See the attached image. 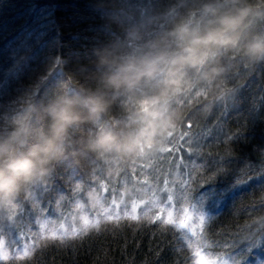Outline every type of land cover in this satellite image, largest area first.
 Instances as JSON below:
<instances>
[{
  "label": "trees",
  "instance_id": "1",
  "mask_svg": "<svg viewBox=\"0 0 264 264\" xmlns=\"http://www.w3.org/2000/svg\"><path fill=\"white\" fill-rule=\"evenodd\" d=\"M169 2L131 0L136 6L150 3L157 8ZM94 4L95 0H0V106H10L33 87L43 96L58 82H74L78 64L85 62L94 45L108 39ZM22 57L27 60L17 67ZM232 87L237 89L235 97L207 117L199 113V101L192 108L183 106L185 120L168 141L171 151L158 155L168 169L157 176L146 167L158 164L157 159L116 169L111 176L107 175L111 164L105 161L79 165L69 161L38 184L42 187L26 189L0 219V240L7 241L10 252L13 247L34 251L6 264H192L191 249L180 239L182 230L172 225L160 228L158 222L122 219L102 223L99 231L89 229L83 236L50 238V230L63 222L71 231L72 225L79 228L81 216L99 217L109 207L105 200L119 201L125 190L132 196L123 204L141 200L140 213L148 208V215L158 214L160 208L150 207L151 194L156 192L158 203H163L168 193L162 189L178 190L185 181L192 199L230 189L222 214L204 226V233L196 227L197 237L206 234L210 256L229 264H264V256L256 255L264 248V228L259 227L264 223V65L251 74L238 69ZM119 115L114 110L112 118ZM98 182L108 187L100 205L86 194ZM249 237L259 242L250 244Z\"/></svg>",
  "mask_w": 264,
  "mask_h": 264
},
{
  "label": "clouds",
  "instance_id": "2",
  "mask_svg": "<svg viewBox=\"0 0 264 264\" xmlns=\"http://www.w3.org/2000/svg\"><path fill=\"white\" fill-rule=\"evenodd\" d=\"M94 9L108 39L78 64L74 82L43 96L33 87L0 106V219L69 161H105L111 176L158 156L179 132L184 105L201 102L207 117L235 97L238 69L264 65V0H170L163 8L95 0Z\"/></svg>",
  "mask_w": 264,
  "mask_h": 264
},
{
  "label": "snow or ice",
  "instance_id": "3",
  "mask_svg": "<svg viewBox=\"0 0 264 264\" xmlns=\"http://www.w3.org/2000/svg\"><path fill=\"white\" fill-rule=\"evenodd\" d=\"M190 127V125H189ZM171 148L167 146V149L163 152H169ZM153 160L157 159L156 157L152 158ZM163 159V157H159ZM186 181L180 184L181 190H176L175 187H165L162 191L167 192L165 199V204L161 206L158 203V194L153 192L152 199L150 202L151 208H160V211L164 215L153 213L148 215V208H145L139 215L137 214V207L139 206L135 200L130 202V205H125L123 210L120 209V204L124 201L119 196V203L117 199L113 198L110 201L105 200L104 192L108 191L106 184L98 182L97 186L91 187L86 194L90 192L96 193L98 200L97 205L101 204L102 200H105V203L109 204V207L103 208V212L99 217L93 214L92 218L89 219L87 216L80 217V226L79 228H73L71 231H62L60 234H57L55 230H50V238L52 240H61L63 241L66 238H74L76 236L85 235L89 229H96L99 231L102 223L112 222L119 223L122 219H127L131 221H147L149 223L158 222L160 228H164L165 225H173L175 230L180 231V239L182 242H185L187 247L191 249L190 259L192 264H215L213 260H206L205 255L202 253L201 249H207L209 247L206 241V234L200 235L197 237V233L194 231V225L189 223L195 216V226L199 227L200 232L204 233V226L215 219L216 216L222 214L224 211V205L226 204L225 196L230 191L229 188H223L217 193L215 190H212L210 193H202L200 196L192 199L190 195V188L186 187ZM36 187H42V185H34ZM130 192V191H129ZM113 197L116 196L115 191L112 193ZM88 196V195H87ZM178 201L180 207H175L173 205V200ZM209 202L207 210H205V202ZM189 208L191 211H189ZM165 209H169L165 211ZM173 209L175 210V218L173 217ZM44 225L41 227L40 239H43ZM3 235V232L0 231V236ZM254 235V233H253ZM193 237H197L196 240H193ZM262 238H264V233H262ZM251 239V237H249ZM257 243L259 240L256 241ZM31 251H34L31 247H21L20 249H15L13 247L12 251H9V247H6L0 244V264H6L7 261L11 260L15 262L18 259H22L30 255ZM242 251H246L242 250ZM211 255V253H207ZM257 256H264V248L256 253ZM255 264V262H254Z\"/></svg>",
  "mask_w": 264,
  "mask_h": 264
},
{
  "label": "rangeland",
  "instance_id": "4",
  "mask_svg": "<svg viewBox=\"0 0 264 264\" xmlns=\"http://www.w3.org/2000/svg\"><path fill=\"white\" fill-rule=\"evenodd\" d=\"M189 125H190V123L187 124L188 127H189ZM159 157H161V156H159ZM159 157L157 156L158 164L152 165V166L149 164L148 166H146L148 168V172L149 173H150V169H151V174L152 175H156V174L159 175L161 172L166 171L168 169L167 162L164 160V158L163 159H159ZM150 159H152V158H150ZM178 176H179V174L176 177H178ZM179 190H181V189H178V191ZM135 202L139 205L137 207V214L139 215L140 214V210H141V208L143 206V203L141 202V200L140 201H135ZM117 203H119V201H117ZM159 204L161 206H163L165 204V201L163 203H159ZM128 205H130V204H128ZM173 205L175 207H180L178 201H176L175 199L173 200ZM124 206H125V204H123V203L120 204V209L123 210ZM167 210H169V209H165V211H167ZM189 211H191L190 208H189ZM158 214L164 215V213L161 212L160 209L158 210ZM175 215H176V213H175V210L173 209V217L174 218H175ZM63 223H61V225L59 227H56L55 228V231L57 232V234H60L62 231H67L68 230L67 227H66V225L63 224ZM189 223H192L194 225V231L196 232L197 228L195 226V216H193L192 220L189 221ZM39 227H42V225L40 224ZM74 227L77 228L75 225H72V228H74ZM0 244L6 246L7 241L5 239H2V240H0ZM201 251L205 255V259L206 260H213V261H215V264H229L226 261H221V260H218L217 258H213L212 256L208 255L207 254L208 252L205 249H201Z\"/></svg>",
  "mask_w": 264,
  "mask_h": 264
}]
</instances>
